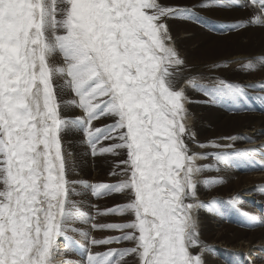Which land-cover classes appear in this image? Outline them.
Masks as SVG:
<instances>
[{
    "label": "snow or ice",
    "instance_id": "1",
    "mask_svg": "<svg viewBox=\"0 0 264 264\" xmlns=\"http://www.w3.org/2000/svg\"><path fill=\"white\" fill-rule=\"evenodd\" d=\"M230 4L251 5L245 27H264V0H196L191 6L161 0H0V264H54L59 240L72 243L67 233L77 231L69 222L94 219L70 200L75 182L67 178L61 135L73 126L84 130L93 154L127 156L120 162L124 179L87 187L97 197L129 193L126 203L97 207L96 215L132 219L92 224L121 234L90 243L131 241L135 247L89 253L87 264H125L129 254L139 264H205L206 246L191 216L205 202L185 203L195 199L193 177L205 166L195 163L185 142L190 134L180 122L185 97L178 77L186 62L168 22L207 24L199 13ZM213 87L216 99L244 92L243 85L223 81ZM64 89L81 116H63ZM258 98L264 103V95ZM105 118L112 123L95 126ZM253 152L238 155L252 158ZM207 203L226 211L218 201ZM227 203L235 206L237 196ZM192 247L201 252L193 254Z\"/></svg>",
    "mask_w": 264,
    "mask_h": 264
},
{
    "label": "bare ground",
    "instance_id": "2",
    "mask_svg": "<svg viewBox=\"0 0 264 264\" xmlns=\"http://www.w3.org/2000/svg\"><path fill=\"white\" fill-rule=\"evenodd\" d=\"M161 2L191 6L196 3V0H161ZM234 2L244 4L245 0H234ZM251 11V5L232 8L230 4L227 10L207 14L199 13L201 21H207V24H198L184 19L168 22L175 46L186 62L185 66L180 69L178 77L179 89L183 90L185 97L182 100L185 111L180 122L185 125L186 131L190 134L185 142L190 149L189 154H196L195 163L205 166L193 177L196 181L195 199L185 201V203H196L197 200L205 202L204 207L194 208L191 212L201 246H206L202 257L205 264H226L224 260L228 264H264V225L256 223L247 215L246 217L254 223L250 227H243L233 220L237 211L249 213L258 208L249 206L246 199L258 194V185L264 183V167L257 169L261 167L254 162L256 160L254 157L249 160L238 154L247 149L264 148V113H252L251 110H245L241 97L216 99L212 95L214 92L212 86L221 81L241 84L244 86V92L251 91V94L261 91H252L248 88L264 90V27L258 25L245 27L248 19L251 18ZM219 20L226 23L232 20V24L237 26L238 30L233 31L237 27H232L231 35H225L208 27V24L210 26L215 23L222 25ZM209 21L215 23H209ZM191 43L194 44L193 47ZM229 43L231 44L230 49L224 54L210 59L205 57L210 54L209 48L213 46H216L213 47L214 49L222 48ZM53 59L59 65L62 54L55 55ZM250 62L251 67L248 66ZM190 80L194 83H188ZM204 87L210 94L207 95L202 91ZM60 96L62 113L65 114L64 100L69 96L65 93V89L61 91ZM70 114L77 117L81 116L82 112L75 108ZM104 120L108 121L109 118ZM224 145L232 147L228 149L224 148ZM71 149L75 152L74 158L72 157L73 162L76 163L82 175L97 181H100L98 179L110 180L111 183H117L125 178L120 170V162L127 158L124 151H120L115 156L121 158L122 160L119 159L121 161H116L111 156H101L97 152V158H95L97 160L90 164L79 155L80 150H84L81 145L73 144ZM217 153L230 154V158L227 159L228 161H217ZM69 166V173L72 177L80 175H75L72 172V165L69 164ZM106 172H111V175ZM81 189L85 194L87 189ZM233 195L237 196L238 200L235 206L227 203ZM129 198L130 194L126 192L113 194V199L105 205L123 204ZM219 198H223L220 203L224 205L226 211H217L215 208L206 209L209 205L207 202L217 201ZM262 209L264 211V207ZM117 214L113 218L103 215L110 218L105 222L113 220L115 223H125L126 217L130 216ZM131 219L132 217L129 221ZM108 231L113 235L121 234L118 229ZM91 237L99 240L94 234ZM131 243V241H123L121 245L123 249L132 248ZM102 245H93L94 251L91 249V252L94 253L98 249L100 253V249L105 247ZM189 250L193 254H198L201 252V247H192ZM76 253L78 256L81 254L80 251ZM57 254H60V251ZM126 256L125 264L130 263L127 259L136 260L135 255ZM72 263H79V259L70 255L69 264Z\"/></svg>",
    "mask_w": 264,
    "mask_h": 264
},
{
    "label": "rangeland",
    "instance_id": "3",
    "mask_svg": "<svg viewBox=\"0 0 264 264\" xmlns=\"http://www.w3.org/2000/svg\"><path fill=\"white\" fill-rule=\"evenodd\" d=\"M172 21H176V20H172ZM219 21H221V24L222 25H225L227 27L226 28V31L225 32H221V33L222 34H225V35H231L230 32L232 31V26L234 25V24H232V20L230 22H228V23H226L225 21H222V20H219ZM210 22L215 23L214 21H209V23ZM190 26H192V25H190ZM208 27L211 30H214V28L211 27L209 24H208ZM234 27H237V26L234 25ZM236 30H238V27L235 28L233 31H236ZM198 39L201 40V38H198ZM230 45L231 44L229 43L227 46L225 45V47L215 48V49L213 47H216V46H213V47H211V48L208 49L210 51V54H208L205 57L208 58V59H210L211 57L214 58V57H216L218 55H222L225 52L229 51L228 49H230L229 48ZM193 46H194V44L191 43V47H193ZM203 50H205V49H203ZM200 56L203 57L204 55H200ZM61 62H62V60H61ZM257 87L258 86H256V88ZM249 89L252 90V91L253 90H260V91H262V89H259V88H257V89L248 88V90ZM202 91L205 92V93H207V95L210 94V92L208 90H206L205 87H204V89H202ZM65 93H67V95L69 96V98L64 100V105L66 107V111H65V114H63V113L62 114L67 119H73V118H75V116L72 115V114H70V112L73 109H75V108L78 111H80L81 109H79L78 107L74 106L71 103V101L73 100V94L70 91H68L67 89H65ZM81 112H82V110H81ZM108 123L109 124L112 123V119L111 118H109L108 121H105L104 119H101L99 121H96L95 122V126L96 127H101V126L107 125ZM87 142L88 141H87L86 133L80 127L73 126V127H70V129L68 128V129H66V130H64L62 132V135H61L62 153H63L64 158H65V161H66V174H67V178L68 179L70 178L69 181L75 182L73 185H71L72 188H73V194L71 195L70 200L73 201V202H75L76 205L81 209V211H83L85 213H88V214H90L91 216L94 217V219L87 220L86 222L83 219H80V218L73 219L72 221L69 222V228L70 229L71 228L77 229V231L80 232L82 234V236L84 237V241L86 242V244L90 248L94 249L93 244H90L89 243L90 242V239L93 238V237H91V235H93V234L96 235L97 238H99V240H103L105 238L113 237V236H118V235L117 234H114L113 235L112 233H109V231L107 229H104V230H102V229H93L91 227V225L94 224V223H97V224L115 223L113 220H110L111 222L109 221V222L106 223L105 220L106 219L113 218L115 215H118V214L116 213V214L106 215V216H109L110 218H107L106 216H98V215H96V209H97V207H99L100 210H104L107 207H112L113 206V205L112 206H106L105 205L106 203H108L109 200H112L113 199V194H109V195L103 196V197H97V196L93 195L92 190L89 187H87V185L101 183L102 180H104L103 183H111V181L110 180L108 181L106 179H98L100 181H97V180H94L93 178L86 177L85 175H82V173L80 172V170H78V167H77L76 163L73 162V158H74L75 152L73 151V149H71V147L73 146V144L76 145V143H77V145H81L84 148L83 151L80 150V154L79 155L82 158L86 159L88 161V163H90V164L92 163L93 164V162L97 160V159H95V158H97L96 154H93L92 149H91L89 143H87ZM68 147L70 149H68ZM263 152H264V148H258L256 150H254V152L252 154V157H254L256 160H259L261 162V164H262L261 168H258L257 167V169H262L264 167V157L262 156V153ZM100 155L101 156L102 155L103 156H111L112 159H114V160L116 159V161L119 160V159H121L119 157L118 158L115 157L116 154H112V153H106V154H100ZM121 160H119V161H121ZM249 160H250V158H249ZM226 161H228V160H226ZM69 164L72 165V172L75 173V175H79L80 174L79 176H77L75 178L72 177V175L69 173V169H68V168H70ZM106 173H108V175H111V172H106ZM93 180H94V182H93ZM258 187H259L258 194L257 195H254L253 197H250L249 199L248 198L246 199L247 200L246 202L248 203L249 206H251L252 208H254L255 206H257L258 208L256 210H254V212L249 211V213L245 212V214L249 218L254 217L255 218L254 221L256 223L259 222L262 225H264V211L262 209L264 207V183L258 185ZM81 188H86L87 189L85 191V194L82 193V189ZM74 197H76V198H74ZM222 199L223 198H219L217 201L220 202ZM89 200H90V202H89ZM241 204L244 205L243 203H241ZM114 205H116V204H114ZM245 208L248 210V208L246 206H245ZM206 209L212 210L213 207H211V206L208 205V207ZM130 217L131 216L126 217L125 223L129 222ZM222 219H224V218H222ZM251 228L253 229L254 227H251ZM96 232H98L100 235H97ZM68 233H70V234H72L74 236H80L81 235L80 233H76V231H71V230H69ZM85 233L88 234L87 237L84 235ZM89 236H90V238H89ZM85 237L88 239L89 242L86 240ZM121 243L122 242L115 243V244H107V245L106 244H103V245H105V247L103 248L104 250L103 249H100V253L107 252L109 248L123 249ZM62 244H60V245L62 246ZM114 245H116V246H114ZM130 246L135 247V243L132 242L130 244ZM69 249H70V246H69ZM97 250H95V253H99V250L98 251ZM263 250H264V248H263ZM59 251H60V254H57L54 257V264H69V256L70 255L75 256L78 259L81 258L80 256L76 255L77 253L73 249L71 251H69V252L68 251L64 252L63 249H61V250L59 249ZM91 253H93V251ZM135 256H134L136 258L135 261L132 260V259H127L128 262H130L129 264H139V257L137 255H135ZM126 257H125V259H126ZM83 258L84 259H81V261L84 264H87V257H83ZM81 261L79 260V263L80 264H82ZM224 262L226 264H228L225 260H224ZM79 263H76V264H79Z\"/></svg>",
    "mask_w": 264,
    "mask_h": 264
}]
</instances>
